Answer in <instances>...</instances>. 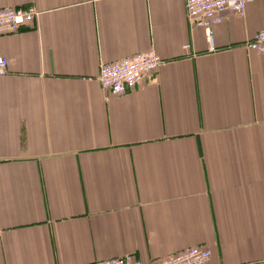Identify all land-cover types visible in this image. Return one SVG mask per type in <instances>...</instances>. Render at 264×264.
Returning <instances> with one entry per match:
<instances>
[{
  "label": "crops",
  "instance_id": "crops-1",
  "mask_svg": "<svg viewBox=\"0 0 264 264\" xmlns=\"http://www.w3.org/2000/svg\"><path fill=\"white\" fill-rule=\"evenodd\" d=\"M35 20L0 36V264H144L194 246L264 264V0L206 30L186 0H0ZM164 60L127 94L101 65Z\"/></svg>",
  "mask_w": 264,
  "mask_h": 264
},
{
  "label": "built area",
  "instance_id": "built-area-1",
  "mask_svg": "<svg viewBox=\"0 0 264 264\" xmlns=\"http://www.w3.org/2000/svg\"><path fill=\"white\" fill-rule=\"evenodd\" d=\"M249 0H186L188 18L205 28L211 51H216L215 26L222 22L223 14L232 11L244 14ZM34 7L0 8V36L20 32L35 20ZM247 47L264 54V28L258 30ZM164 62L154 50L137 52L114 62L101 65L99 81L104 90L112 95H124L133 89L143 77L152 75ZM9 60L0 55V75L7 72ZM212 250L207 246H194L182 252L163 256L158 264H205ZM92 264H144L135 254L107 258Z\"/></svg>",
  "mask_w": 264,
  "mask_h": 264
}]
</instances>
